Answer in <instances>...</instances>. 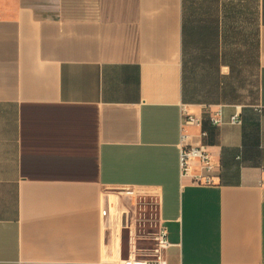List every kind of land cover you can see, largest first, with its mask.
<instances>
[{
  "label": "crops",
  "instance_id": "obj_1",
  "mask_svg": "<svg viewBox=\"0 0 264 264\" xmlns=\"http://www.w3.org/2000/svg\"><path fill=\"white\" fill-rule=\"evenodd\" d=\"M183 105L216 184L181 176ZM116 188L156 201L166 264H264V0H0V264H150Z\"/></svg>",
  "mask_w": 264,
  "mask_h": 264
},
{
  "label": "built area",
  "instance_id": "obj_2",
  "mask_svg": "<svg viewBox=\"0 0 264 264\" xmlns=\"http://www.w3.org/2000/svg\"><path fill=\"white\" fill-rule=\"evenodd\" d=\"M214 122H219L218 118L212 117ZM233 123L239 121L237 116H234L231 120ZM203 118L199 115L192 113L187 105L182 107V134L179 143L180 149V172L182 177H190L192 182L198 185H213L216 184V177L220 171V163L214 158L208 146L203 140L198 139L194 141V136L189 132V127L198 125L201 126ZM206 131L202 130L199 137L203 138L206 135ZM141 205H145L140 217L136 219L140 225H146L148 218L146 217L147 206L149 205L150 213L155 214V218L152 221H156L153 229L141 234L147 236L149 240L153 242L150 248H144L138 246L139 239H137L134 233L132 221L125 218V229L128 234V258H123V262H135L150 264H166L167 263V251L171 245L168 237L167 228L160 223V219L157 212L156 201L153 199H147L145 195L140 197ZM139 238H144L143 236Z\"/></svg>",
  "mask_w": 264,
  "mask_h": 264
},
{
  "label": "rangeland",
  "instance_id": "obj_3",
  "mask_svg": "<svg viewBox=\"0 0 264 264\" xmlns=\"http://www.w3.org/2000/svg\"><path fill=\"white\" fill-rule=\"evenodd\" d=\"M108 195H113L116 197V199H113V201H110V207H112L111 217L114 220L113 222L116 223L118 226L122 227L123 219L125 220V214L126 219L130 218V220L133 223V228L135 237L139 239L138 246L144 247V248H150L153 244L151 240L146 238L147 236H143L141 234H144L145 232L153 229L156 225V221H152L155 218V214L150 213L151 208L148 205L147 206V213L146 217L148 218L147 224L140 225L139 222L136 221L140 217V213L142 212L145 205H141L140 203V197L141 195H144L143 193H140L134 189L129 188H116V189H109ZM133 197V199H132ZM113 223V224H114ZM120 237H121V232ZM143 236L144 238H139V236Z\"/></svg>",
  "mask_w": 264,
  "mask_h": 264
},
{
  "label": "water",
  "instance_id": "obj_4",
  "mask_svg": "<svg viewBox=\"0 0 264 264\" xmlns=\"http://www.w3.org/2000/svg\"><path fill=\"white\" fill-rule=\"evenodd\" d=\"M128 234H127V229H124L123 234H122V248L124 249V258H128Z\"/></svg>",
  "mask_w": 264,
  "mask_h": 264
}]
</instances>
